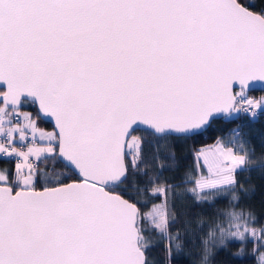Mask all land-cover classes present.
I'll return each mask as SVG.
<instances>
[{"label": "snow or ice", "instance_id": "1", "mask_svg": "<svg viewBox=\"0 0 264 264\" xmlns=\"http://www.w3.org/2000/svg\"><path fill=\"white\" fill-rule=\"evenodd\" d=\"M256 90L264 0H0V264H264Z\"/></svg>", "mask_w": 264, "mask_h": 264}, {"label": "trees", "instance_id": "2", "mask_svg": "<svg viewBox=\"0 0 264 264\" xmlns=\"http://www.w3.org/2000/svg\"><path fill=\"white\" fill-rule=\"evenodd\" d=\"M259 93H262L258 90L254 91L252 94L257 95ZM28 110H32L29 108ZM261 125H264V120H260L259 123H256L254 125V130L256 132H259ZM40 126H43L45 128H51V125L47 121H41ZM228 127H231V125L226 124L224 121H219L211 127L204 135L200 136L196 139L195 145L193 141H187L185 142L177 151V157L180 159L182 167H188L192 164V149L193 146L199 147L202 144H211L215 138L219 135H222V130H226ZM168 175H177L176 173H170ZM245 174H241V179H243ZM253 182L258 183L259 181L255 178V174H253ZM243 203H253L254 206L257 208V211H260L259 204L255 202H244ZM227 206V202L224 200H221L217 203L218 208H225ZM239 247L238 244H234L231 246V250L235 251ZM247 251H251V245H248ZM195 253H193L192 258L190 259V264H195ZM242 264H255V260L251 258H245L242 261Z\"/></svg>", "mask_w": 264, "mask_h": 264}, {"label": "rangeland", "instance_id": "3", "mask_svg": "<svg viewBox=\"0 0 264 264\" xmlns=\"http://www.w3.org/2000/svg\"><path fill=\"white\" fill-rule=\"evenodd\" d=\"M262 94H264V93H259V94H257L256 96H259V95H262ZM26 110H28V109H26ZM41 127H43V126H41ZM43 128H45V127H43ZM46 130H51V128H45Z\"/></svg>", "mask_w": 264, "mask_h": 264}, {"label": "water", "instance_id": "4", "mask_svg": "<svg viewBox=\"0 0 264 264\" xmlns=\"http://www.w3.org/2000/svg\"><path fill=\"white\" fill-rule=\"evenodd\" d=\"M258 91H259V90H258ZM47 122H48V123L51 125V128H52V126H53V125H52V123H51V122H49V121H47Z\"/></svg>", "mask_w": 264, "mask_h": 264}]
</instances>
